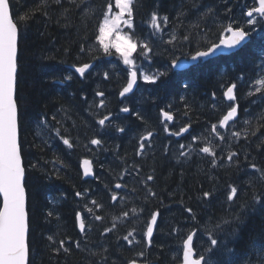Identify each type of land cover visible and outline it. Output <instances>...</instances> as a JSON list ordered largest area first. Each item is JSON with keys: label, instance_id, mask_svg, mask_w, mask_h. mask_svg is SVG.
I'll return each mask as SVG.
<instances>
[{"label": "trees", "instance_id": "16d2710c", "mask_svg": "<svg viewBox=\"0 0 264 264\" xmlns=\"http://www.w3.org/2000/svg\"><path fill=\"white\" fill-rule=\"evenodd\" d=\"M9 2L14 20L26 12L31 14L46 3L50 5L47 16L42 11H35L19 39L22 60L20 94L27 102L21 126L25 163H35L43 157L45 160L59 158L67 165L59 180L54 178L39 192L30 193V208L49 207L60 214L59 220L45 221L41 218L37 223L33 219L29 236L31 264H90L98 257L89 253L99 252L103 247L110 249L107 253L109 264H126L133 258L140 262L180 264L183 241L193 232L196 233L195 247L198 252H201L200 247L207 250L201 253L207 259L206 264H249V261L260 264L264 260V203L246 211V223L239 228V242L233 243L228 235L236 227L235 224L219 231L215 228L221 218L229 219L233 210L240 212L238 206L242 200L231 204L226 200L228 185L235 182L236 186H243L240 192L243 198L248 193L247 181L254 175L250 165L255 163L258 168H264V100L261 99L264 89L257 91V81L262 79L264 70L256 65L254 36L244 48L231 56L200 61L182 72L172 67L173 60L191 58L197 51L206 50L209 44L225 37L227 31L224 29L229 23L248 30L249 27L243 25L247 17L245 12L254 7V0H155V3L153 0H134V28L128 29L127 34L138 47L133 53L134 67L130 68L124 66L121 56L115 51L105 54L98 40L103 14L109 4L113 7L114 0H76L79 7H74L72 0H61L63 8L68 11H63L52 0ZM206 6H212L217 13L214 22L213 19L207 20V26L199 19ZM156 8L161 18L169 16L167 25L161 23V31L151 26L150 13ZM184 36L189 39L185 40ZM81 44L86 48L84 54H78ZM144 44L151 48L147 58ZM65 48L70 50L71 55L64 52ZM83 63H91L93 67L81 80L72 65ZM131 68L138 70L140 75L139 89L121 102L119 91L126 86ZM157 70L168 72L162 87L143 81V74H155ZM104 71L110 74L108 80L103 79ZM53 75H72L73 80L53 85ZM185 83L189 87L185 88ZM230 83L237 84L240 118L226 130L217 126L218 132L225 137L219 140L210 128L230 108L231 102L223 97ZM96 91H104L105 96L96 97ZM213 93L215 100L212 99ZM85 95L87 102L82 99ZM181 97L184 99L181 100ZM101 99L105 102L102 108L98 107ZM169 104L172 105L170 111L176 116L174 130L191 123L193 131L199 135H195L198 141L193 146H210L217 152L218 166L215 169L211 165L212 157L199 153L198 149L188 161L177 163L179 144H190L191 136L176 138L164 132L159 110H169ZM123 106H129L134 111L140 109L145 120L119 113V108ZM185 111L188 112L187 117L183 115ZM109 112L119 115L114 123L124 126L126 131L106 135L107 151H101L91 146L89 141L96 138L95 133L99 130L96 121ZM44 114H47V123L41 122ZM53 115H56V121L51 120ZM57 130L73 141L72 149L62 144L56 135ZM148 131L155 133L152 147H146L144 155L138 156L139 137ZM237 132L240 135L233 136ZM45 140L49 146L41 152L40 147ZM166 145L168 153L164 151ZM233 151L239 155V168L234 162H227V155ZM246 155L248 160L244 159ZM84 160H90L94 166L96 175L93 180H84L81 170ZM137 166L140 168L139 176L134 170ZM121 175L123 180L119 179ZM148 175L154 177L149 187L157 193L156 198H146L141 181ZM118 182L125 187L115 190L120 199L113 203L108 189L114 188ZM84 189L90 191L83 199L74 196L75 191ZM203 191H212L216 198L210 204L203 203ZM93 199L101 208L91 204ZM186 206L194 209L195 220L183 211ZM227 207L231 208V212ZM88 208H92L91 213ZM156 211H159L160 218L149 248L142 237L150 214ZM77 212L86 218V236L79 231L75 219ZM124 212L129 213L128 217H124ZM95 215H101L103 219L96 221ZM113 224L117 226L113 233L107 237L100 235L104 228ZM133 230L135 239L141 243L129 247L120 238ZM48 235H53L57 241L69 237L79 239L82 248L86 240L88 251H79L73 246L69 254L62 251L56 254L46 239ZM210 235L219 240L218 250L211 246ZM249 239L252 242L246 247ZM140 251L144 252L143 257H138ZM218 251L222 255H218Z\"/></svg>", "mask_w": 264, "mask_h": 264}, {"label": "snow or ice", "instance_id": "6c2138e0", "mask_svg": "<svg viewBox=\"0 0 264 264\" xmlns=\"http://www.w3.org/2000/svg\"><path fill=\"white\" fill-rule=\"evenodd\" d=\"M57 5H60L63 11H68L63 8L61 0H52ZM74 7H79L76 4V0H72ZM155 3V0H153ZM258 7H253L246 12L247 24L250 26H255L257 23H260L257 19L254 18V14H257L259 17L264 18V0H258ZM49 4H45L40 8L32 11L31 14L26 12L23 15H19L17 19L14 20L10 12V2L9 0H0V264H31L30 256V241L29 236L32 231L33 219H36L38 223L42 218L45 221H50L55 218L60 219V214L53 208L36 206L34 209L29 206L30 193L32 191L39 192L41 189L47 186V182H51L54 178L59 180L61 178L62 170L67 166L59 158L52 160H45L43 157L38 159L35 163L28 161L25 163V149L24 144L21 140V126L23 119V109L26 106L25 98L20 94V82H21V72H22V60L20 56L19 48V36L22 30H26L28 26V21L35 14V11H42L43 15H48ZM87 7V6H85ZM116 7L120 10L115 17H111L109 13L112 11L111 4L108 5L107 12H105L103 23L99 26V36L98 40L100 45L103 48L105 54L109 53V44L105 43V37L108 36L113 30L117 29L119 24L125 25L128 29L134 28V12L136 4L134 0H116ZM83 11V9H81ZM228 11H231L229 9ZM183 15V13H181ZM217 15L216 10L212 6H206V11L203 12L199 19L205 22L207 26V20L213 19ZM127 17V18H125ZM151 26L156 31H161V23L167 25L169 22V16L163 15L161 18L158 14V8L151 11L150 13ZM179 20V17H178ZM67 27V24H65ZM199 28V24L196 25ZM230 33V37L227 39H222L220 44L211 43L207 47L206 51H197L196 55L191 59L196 61L199 58L209 57L210 55H215L217 49L221 45L226 46L227 48L234 49L237 46H243L250 41V31L245 30L244 28L234 27L232 23H229L224 29ZM175 36H173V40ZM185 40H188V36H184ZM123 41V45L120 43ZM116 51L120 53L123 57L124 65H134V61L131 58L133 53L137 51V43L133 41L131 36H118L117 43L114 45ZM86 48L83 44L79 46L78 54H84ZM143 51L145 57L147 58L148 53L151 52V48L148 44L143 45ZM66 54L71 55V52L68 48L64 49ZM176 61H172V67H176ZM93 65L91 63H83L82 65H72L75 74H78V77L82 80L86 77V73L89 72ZM260 68L264 70V59L261 60ZM109 72H103V79H109ZM137 75L138 70H133L129 74L127 79L126 86L122 87V90L119 91V97L121 102L128 97L129 94L133 93L134 85L137 84ZM168 75L166 71L157 70L155 74H143L142 79L144 82L162 87L166 80L164 79ZM73 80L72 75H65L63 77H58L53 75L51 77V83L55 84H67ZM160 82L158 85L157 82ZM259 88L257 91L264 89V79H259L257 81ZM184 87H189L188 83L184 84ZM96 97L103 98L105 96L104 91H96ZM223 97L230 103V108L227 111V114L223 116V119L220 121V127H225L229 124L230 121H235L239 117V104L237 103L239 97L237 95V84L230 83L226 90L223 92ZM84 102H87L88 97L85 95L82 97ZM184 98L181 97V100ZM212 99L215 100V93L212 94ZM264 100V96L261 97ZM105 102L103 99L99 101L98 107H104ZM215 107V104H213ZM169 110L161 108L159 110V115L162 118L160 123L163 125V130L169 136L182 137L185 133H189L190 128L192 127L191 123H188L179 128L176 132H171L169 130V122L174 121V115L170 109L172 105H167ZM187 108V105H185ZM59 111V110H58ZM119 113L129 114L135 116L138 120H145V116L142 115L140 109L133 110L129 106H123L119 108ZM185 117L188 116V112L183 113ZM118 114H113L109 112L106 115H103L102 118L96 121V124L99 126V130L95 133L96 138H91L89 143L91 146H95L101 151H107L105 144V136L114 132V133H125L126 128L120 124L114 123V120L119 119ZM51 120L56 121V115L51 117ZM42 123L48 122L47 114H44ZM59 123V121H57ZM212 132L216 135L219 140H224L225 137L221 135L217 130V125L212 124ZM56 135L62 141V144L68 149L74 147V143L69 138L62 136L59 130H57ZM155 133L153 131H148L146 135H141L139 137V143L136 155L143 156L145 153L146 147H152V139ZM240 134L233 133V136L238 137ZM198 141V137L193 135L191 137L190 144L180 143L178 148V157L177 163H183L188 161L193 152L196 151L193 149ZM49 146L48 141L45 140L43 145L40 147V151H44V147ZM188 148L189 151L185 152L184 149ZM165 153H168L169 149L166 145L164 147ZM198 152L201 154H207L212 157L211 165L215 169L217 165V152H215L210 146H203L198 149ZM227 162L235 163L237 168L240 167V159L237 152H230L227 155ZM245 160H248V156L244 157ZM43 160V162H41ZM85 165H89V161H84ZM223 163V159H221ZM253 170V178L247 181L248 193L243 198L240 196V192L243 186H236L235 182L228 185L226 200L227 202L234 203L237 200H242V203L238 206L240 212L233 210L232 215L229 219L221 218L220 222L215 225L216 230H222L223 228L230 227L235 224L236 227L233 228L228 235L232 237V242H239L241 239L239 228L246 223L245 213L249 207L264 203V168H258L255 163L250 165ZM137 176L140 175V168L137 166L134 169ZM126 172L128 170H125ZM92 174V169L90 166L85 168L84 176L87 177ZM98 179V177H97ZM120 180L124 179V176L119 177ZM154 180L153 175H148L145 179L141 181L143 189L146 192V198H156L157 193L149 187V182ZM125 187L122 183H115L114 188L108 189V185H105V188L111 193L110 199L113 203L117 202L120 197L117 195L115 190H122ZM90 189H84L81 191H75L74 196L79 199H83ZM66 198V196H65ZM203 203L210 204L215 195L212 191H203L202 193ZM91 204L99 209L101 205L97 200H91ZM184 212L190 215V218L195 220L197 217L195 215L194 209L190 206H186L183 209ZM88 212H92V208H88ZM135 212V209H133ZM124 217H128L129 213L124 212ZM160 216L159 211L152 212L150 214V221L147 224L146 232L143 233L142 239L146 241L147 247L152 245V237L154 234V227L158 226V217ZM75 219L78 221V228L81 234L86 236V225L84 219L80 212L75 214ZM94 219L96 221H101L103 218L101 215H95ZM116 225L113 224L112 227L104 228L100 233L101 236L107 237L108 234L113 233L116 229ZM196 233H190L186 236V239L183 241V264H202L205 261V257L201 256L199 259H193V243ZM135 231H128L126 235H123L122 241L131 247L134 244H140V240L135 239ZM47 241L52 247V250L59 254L61 251L65 254H69L73 246L76 250L79 251H88L87 241L83 243L85 247L82 248V241L79 239L73 240L72 238H62L58 241L54 238L53 235L47 236ZM210 244L217 250L219 249V240L213 238L212 235L209 236ZM252 242L251 239L247 241L246 247ZM119 245V239L117 241ZM110 252V249L103 247L99 252H90L89 254L94 257H98L95 261H90V264H109V256L107 253ZM138 257H143L144 252L140 251ZM218 255H222L218 251ZM115 264V262H112ZM126 264H138V259L133 258L126 261ZM251 264V261H249ZM260 264H264V260L260 261Z\"/></svg>", "mask_w": 264, "mask_h": 264}, {"label": "water", "instance_id": "95a60500", "mask_svg": "<svg viewBox=\"0 0 264 264\" xmlns=\"http://www.w3.org/2000/svg\"><path fill=\"white\" fill-rule=\"evenodd\" d=\"M10 12H11V15H12V10H11V6H10ZM13 16V15H12ZM228 33V32H227ZM230 33H228V35L226 36V37H224V38H222V39H227V38H229L230 37ZM19 39H20V36H19ZM221 39V40H222ZM220 40V41H221ZM220 41L217 43V44H220ZM250 41H251V36H250ZM249 41V42H250ZM248 42V43H249ZM247 43V44H248ZM246 45V44H245ZM245 45H243V46H237V48H234V49H230V48H227L226 46H224V45H221V47L219 48V49H217V51H216V53H215V55H210L209 57H204V58H199V59H197L196 61H193L191 58L189 59V58H181V59H179L178 61H177V63H176V67H174L176 70H187L189 67H191V66H193V65H196V64H198L199 62H200V60H202L203 62H206L207 60H209V59H213V58H216V57H220V56H229V55H232V54H234V53H236L237 51H239L240 49H242ZM129 78V77H128ZM139 81H140V79H139V75H137V84L136 85H134V90H133V93L132 94H129L128 95V97H130L131 95H133L134 94V92H136L137 91V89H138V86H139ZM120 98V97H119ZM127 98V97H126ZM226 99V98H225ZM120 100H121V98H120ZM232 122H234V121H230L229 122V124L227 125V126H225V127H221L222 129H226L229 125H230V123H232ZM190 131H191V128H190V130H189V133H190ZM188 133H185L184 135H187ZM183 135V136H184ZM86 161H88V160H86ZM88 166H90L91 167V169H92V174L91 175H89V176H87V177H85L84 176V172H85V168L86 167H88ZM82 169H83V171H82V173H83V177H84V179H94L95 178V171L93 170V168H92V164H91V162L89 161V165H85V163L83 162V165H82ZM82 215V214H81ZM83 218V217H82ZM159 218H160V216L158 217V221H159ZM156 228L157 227H154V234H153V237H154V235H155V231H156ZM152 237V238H153ZM193 259H199L200 257L198 256V253H197V251H196V249H195V244L193 243V257H192ZM205 263V261L204 262H202V264H204ZM138 264H158L157 262H139L138 261ZM180 264H183V254H182V262L180 263Z\"/></svg>", "mask_w": 264, "mask_h": 264}, {"label": "rangeland", "instance_id": "374dc122", "mask_svg": "<svg viewBox=\"0 0 264 264\" xmlns=\"http://www.w3.org/2000/svg\"><path fill=\"white\" fill-rule=\"evenodd\" d=\"M120 10L116 7V0H114V3H113V7H112V11H111V13H109V15L111 16V17H115V15L119 12ZM125 18H127V17H125ZM247 17L245 18V22H244V24L243 25H247V26H250V25H248L247 24ZM103 23V22H102ZM127 30H128V28L125 26V25H123L122 23L121 24H119L118 25V27H117V29H115V30H113L108 36H106L105 37V43H108L109 44V51L110 50H112V51H115L116 53H118L117 51H116V48L114 47V45L117 43V37L118 36H121V35H123V36H129L128 34H127ZM120 43L123 45V41H120ZM100 44V43H99ZM101 46V45H100ZM101 48H102V46H101ZM103 49V48H102ZM119 55H120V53H118ZM121 56V55H120ZM121 58H122V60H123V57L121 56ZM132 59H133V56L131 57ZM133 61H134V59H133ZM126 68L128 67V68H130V67H134V65H124ZM133 70H135L134 68H131L130 70H129V74H130V72L131 71H133ZM138 75H139V73H138ZM139 79H141L140 78V75H139ZM262 79H264V75H263V77H262ZM84 219H86V218H84ZM231 239H232V237L231 236H229ZM200 250H201V252L200 253H202V251L203 252H206L207 250L206 249H201V247L199 248Z\"/></svg>", "mask_w": 264, "mask_h": 264}, {"label": "bare ground", "instance_id": "6f19581e", "mask_svg": "<svg viewBox=\"0 0 264 264\" xmlns=\"http://www.w3.org/2000/svg\"><path fill=\"white\" fill-rule=\"evenodd\" d=\"M246 13V12H245ZM247 26V25H246ZM247 27H249L248 28V30L250 31V36H251V38L254 36V27L253 26H247ZM222 39V38H221ZM220 39V40H221ZM219 40V41H220ZM218 41V42H219ZM217 42V43H218ZM217 43H215V44H217ZM257 42H255V44H254V46H255V48H256V50H257V53H259V52H264L263 50V47H264V41L263 42H261V43H259V44H256ZM247 45V44H246ZM245 45V46H246ZM244 46V47H245ZM243 47V48H244ZM207 50V49H206ZM206 50H202V51H206ZM241 50V49H240ZM239 50V51H240ZM238 52V51H237ZM236 52V53H237ZM256 53V54H257ZM196 55V53L193 55V56H195ZM233 55V54H232ZM192 56V57H193ZM229 56H231V55H229ZM216 58H218V57H216ZM190 59V58H189ZM213 59H215V58H213ZM209 60H212V59H209ZM209 60H207V61H209ZM200 61H202V60H200ZM176 62H177V60H176ZM197 65V64H196ZM195 65H193V66H191V67H189L187 70H189L190 68H192V67H194ZM175 69V68H174ZM182 71H185V70H180V72H182ZM139 85H140V81H139ZM138 89H139V86H138ZM138 89H137V91H138ZM136 91V92H137ZM136 92H134V94H136ZM133 94V95H134ZM133 95H131V96H133ZM130 96V97H131ZM127 98H129V97H127ZM127 98H125L123 101H125ZM120 99V98H119ZM226 100V99H225ZM121 101V100H120ZM227 101V100H226ZM228 102V101H227ZM240 106H239V117H238V119L237 120H235L234 122H232V123H230V125L226 128V129H228L232 124H234L236 121H238L239 120V118H240ZM227 114V112L225 113V115ZM174 115V114H173ZM224 116V115H223ZM223 116H222V118L216 123V125L217 126H219V128L220 129H222L221 127H220V121L223 119ZM174 123L176 122V116L174 115V121H173ZM170 123H172V122H170ZM177 123H178V121H177ZM226 129H222V130H226ZM191 131H192V135H197V136H199L195 131H193V127H191ZM190 131V132H191ZM210 131L212 132V129L210 128ZM185 136H187V135H184V136H182V137H185ZM200 137H202V136H200ZM190 140H191V138H189ZM187 144V143H186ZM193 147V149H199L200 147H194V146H192ZM203 147V146H202ZM194 153V152H193ZM109 156H111V155H109ZM84 161H86V160H84ZM88 161H90V160H88ZM91 162V161H90ZM91 164H92V162H91ZM83 165V164H82ZM82 165H81V170L83 171V169H82ZM92 168H93V170H94V166H93V164H92ZM192 169V168H191ZM242 169V168H241ZM238 171V170H237ZM236 174V173H235ZM237 174H239V173H237ZM96 175V174H95ZM241 176V175H240ZM244 176V175H243ZM230 177H231V175H230ZM228 178V177H227ZM233 179V178H232ZM84 180H86V179H84ZM89 180H93V179H87L86 181H89ZM132 181V180H131ZM129 182V181H128ZM126 183H127V181H126ZM132 184V183H131ZM129 185H130V183H129ZM218 191V190H217ZM219 192V191H218ZM71 199V198H70ZM225 204H226V202H225ZM213 206V205H212ZM180 208V207H179ZM227 208H229V212H231V208L230 207H227ZM81 213V212H80ZM82 214V213H81ZM82 217H83V219H84V216H83V214H82ZM84 222H85V219H84ZM86 225V224H85ZM157 229V228H156ZM155 233H156V231H155ZM155 236V235H154ZM154 238V237H153ZM153 238H152V240H153ZM194 244H195V237H194ZM196 248V247H195ZM182 254H183V248H182ZM204 257V256H203ZM206 258H205V263L204 264H206ZM140 262V261H139ZM150 262H152V261H150Z\"/></svg>", "mask_w": 264, "mask_h": 264}, {"label": "flooded vegetation", "instance_id": "af4514ba", "mask_svg": "<svg viewBox=\"0 0 264 264\" xmlns=\"http://www.w3.org/2000/svg\"><path fill=\"white\" fill-rule=\"evenodd\" d=\"M258 6H259L258 0H254V7H258ZM254 18L257 19L258 21H260V23H257L254 26V43L257 42L256 44H259V43L264 41V18L259 17L257 14H254ZM262 59H264V52L257 53L256 65L258 64V66H259ZM260 70H262V69L260 68ZM174 129H175L174 122H172V123L169 122V130L171 132H176L177 130L175 131ZM187 135H190L192 137L193 136L192 131L190 133H188ZM172 137H176V136H172ZM176 138H181V137H176Z\"/></svg>", "mask_w": 264, "mask_h": 264}]
</instances>
